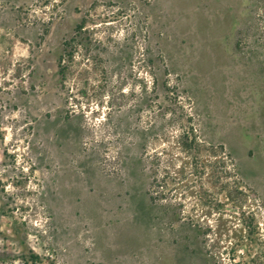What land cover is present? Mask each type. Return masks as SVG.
Segmentation results:
<instances>
[{
    "label": "rangeland",
    "instance_id": "1",
    "mask_svg": "<svg viewBox=\"0 0 264 264\" xmlns=\"http://www.w3.org/2000/svg\"><path fill=\"white\" fill-rule=\"evenodd\" d=\"M189 136L240 181L202 226L150 200ZM216 231L264 248V0H0V264H213Z\"/></svg>",
    "mask_w": 264,
    "mask_h": 264
},
{
    "label": "trees",
    "instance_id": "2",
    "mask_svg": "<svg viewBox=\"0 0 264 264\" xmlns=\"http://www.w3.org/2000/svg\"><path fill=\"white\" fill-rule=\"evenodd\" d=\"M83 27L84 21L77 25L75 35L66 39L63 43V55L59 63V71L62 77L65 76L77 49L76 33L80 32ZM189 137H191L189 143L178 142L180 151L169 160L168 166L164 170L161 180L165 189L163 194L162 192L151 193L150 200L154 203L159 199H165L166 196L175 195L180 197L181 200L190 199L192 200L190 211L193 212L189 215L191 216V222L194 225L199 224V226H202L198 219L200 217L199 210L201 214L207 216L209 209L214 210V202L219 203L216 202V195L225 193L230 198L234 191L233 184L235 182L240 184V181H232L233 173L228 166V162L225 161L229 159V156L222 151V145L208 146L196 136ZM218 148L222 151L220 158L217 157L219 156ZM207 155L210 157L216 156L217 158L212 160ZM179 205L181 207L183 204ZM179 215L184 216L185 211L183 210ZM213 231V226H209L205 231L206 237L210 238V233L213 234ZM215 236V240L206 241L207 246H209L207 251L214 256L213 264H264V248L257 254L247 253L248 259H237V247L241 245L240 243L244 241L246 236L241 235L234 242H229L230 244L227 247L221 245L223 240L219 231L215 232ZM32 257L39 259L34 254H32Z\"/></svg>",
    "mask_w": 264,
    "mask_h": 264
}]
</instances>
